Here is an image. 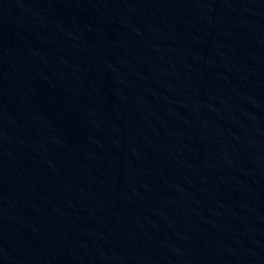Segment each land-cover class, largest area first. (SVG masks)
Instances as JSON below:
<instances>
[{"label":"water","instance_id":"1","mask_svg":"<svg viewBox=\"0 0 264 264\" xmlns=\"http://www.w3.org/2000/svg\"><path fill=\"white\" fill-rule=\"evenodd\" d=\"M0 264H264V0H0Z\"/></svg>","mask_w":264,"mask_h":264}]
</instances>
